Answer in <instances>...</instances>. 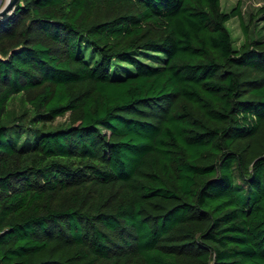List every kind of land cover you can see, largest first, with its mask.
Instances as JSON below:
<instances>
[{
	"label": "trees",
	"instance_id": "trees-1",
	"mask_svg": "<svg viewBox=\"0 0 264 264\" xmlns=\"http://www.w3.org/2000/svg\"><path fill=\"white\" fill-rule=\"evenodd\" d=\"M249 32L240 0H20L0 23V264H264Z\"/></svg>",
	"mask_w": 264,
	"mask_h": 264
},
{
	"label": "rangeland",
	"instance_id": "rangeland-1",
	"mask_svg": "<svg viewBox=\"0 0 264 264\" xmlns=\"http://www.w3.org/2000/svg\"><path fill=\"white\" fill-rule=\"evenodd\" d=\"M238 1L239 0H221L223 10L230 12L237 5ZM240 2L244 21L246 24H250V38L252 40L262 38L264 36V24L260 20V17H257V13L259 8L263 5V0H240ZM227 28L231 32L235 47H239L245 39L239 18L234 17L230 19L227 22ZM51 125L55 128L67 126L68 116L58 117Z\"/></svg>",
	"mask_w": 264,
	"mask_h": 264
},
{
	"label": "water",
	"instance_id": "water-1",
	"mask_svg": "<svg viewBox=\"0 0 264 264\" xmlns=\"http://www.w3.org/2000/svg\"><path fill=\"white\" fill-rule=\"evenodd\" d=\"M20 0H7L0 8V23L7 20L9 16L15 11L17 4Z\"/></svg>",
	"mask_w": 264,
	"mask_h": 264
},
{
	"label": "bare ground",
	"instance_id": "bare-ground-1",
	"mask_svg": "<svg viewBox=\"0 0 264 264\" xmlns=\"http://www.w3.org/2000/svg\"><path fill=\"white\" fill-rule=\"evenodd\" d=\"M7 0H1L0 4H1V7L3 6V4L6 2Z\"/></svg>",
	"mask_w": 264,
	"mask_h": 264
},
{
	"label": "clouds",
	"instance_id": "clouds-1",
	"mask_svg": "<svg viewBox=\"0 0 264 264\" xmlns=\"http://www.w3.org/2000/svg\"><path fill=\"white\" fill-rule=\"evenodd\" d=\"M0 11H2V9H0Z\"/></svg>",
	"mask_w": 264,
	"mask_h": 264
}]
</instances>
